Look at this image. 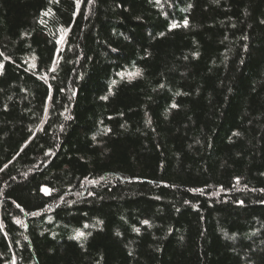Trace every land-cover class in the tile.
<instances>
[{
	"label": "trees",
	"instance_id": "obj_1",
	"mask_svg": "<svg viewBox=\"0 0 264 264\" xmlns=\"http://www.w3.org/2000/svg\"><path fill=\"white\" fill-rule=\"evenodd\" d=\"M0 264H264V0H0Z\"/></svg>",
	"mask_w": 264,
	"mask_h": 264
},
{
	"label": "snow or ice",
	"instance_id": "obj_2",
	"mask_svg": "<svg viewBox=\"0 0 264 264\" xmlns=\"http://www.w3.org/2000/svg\"><path fill=\"white\" fill-rule=\"evenodd\" d=\"M173 27H175V25H173ZM107 97H104V99H106ZM173 107H175V105H173ZM145 224L148 223V221H144ZM136 231H139V229H136ZM78 235H83V233H78Z\"/></svg>",
	"mask_w": 264,
	"mask_h": 264
}]
</instances>
